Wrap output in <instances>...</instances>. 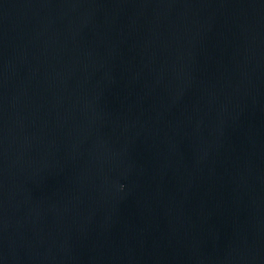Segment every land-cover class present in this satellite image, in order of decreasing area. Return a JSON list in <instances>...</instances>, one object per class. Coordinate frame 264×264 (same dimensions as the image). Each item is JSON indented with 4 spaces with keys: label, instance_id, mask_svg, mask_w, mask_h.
I'll list each match as a JSON object with an SVG mask.
<instances>
[{
    "label": "water",
    "instance_id": "water-1",
    "mask_svg": "<svg viewBox=\"0 0 264 264\" xmlns=\"http://www.w3.org/2000/svg\"><path fill=\"white\" fill-rule=\"evenodd\" d=\"M0 264H264V0H0Z\"/></svg>",
    "mask_w": 264,
    "mask_h": 264
}]
</instances>
